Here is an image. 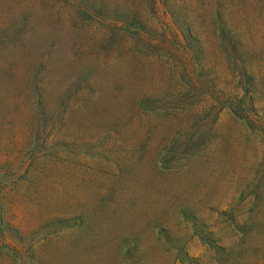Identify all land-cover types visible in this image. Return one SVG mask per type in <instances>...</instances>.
<instances>
[{"label": "rangeland", "instance_id": "obj_1", "mask_svg": "<svg viewBox=\"0 0 264 264\" xmlns=\"http://www.w3.org/2000/svg\"><path fill=\"white\" fill-rule=\"evenodd\" d=\"M129 5L0 117V264H264V0Z\"/></svg>", "mask_w": 264, "mask_h": 264}, {"label": "trees", "instance_id": "obj_2", "mask_svg": "<svg viewBox=\"0 0 264 264\" xmlns=\"http://www.w3.org/2000/svg\"><path fill=\"white\" fill-rule=\"evenodd\" d=\"M57 2L64 3L76 18L84 20L78 30L68 35L56 32L52 3ZM126 4L127 0H0V117L9 115V109L19 112L26 86L33 88L38 81L53 76L57 66L71 63L69 67L75 73L91 70L88 59L75 61L80 65L65 62L67 56L56 60V45L59 55H67L68 50L85 56L92 41L97 40V25L112 23L117 28L126 24L144 30L145 24L132 10L133 6L129 5L130 9ZM174 32L179 42L193 37L188 28ZM44 46L54 48L55 54L44 59V52L40 54ZM194 54L198 57L200 51Z\"/></svg>", "mask_w": 264, "mask_h": 264}]
</instances>
